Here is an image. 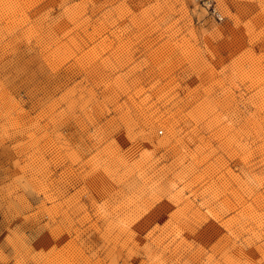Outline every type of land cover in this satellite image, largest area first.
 <instances>
[{"label":"rangeland","instance_id":"1","mask_svg":"<svg viewBox=\"0 0 264 264\" xmlns=\"http://www.w3.org/2000/svg\"><path fill=\"white\" fill-rule=\"evenodd\" d=\"M0 264H264V0H0Z\"/></svg>","mask_w":264,"mask_h":264}]
</instances>
